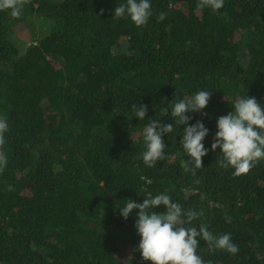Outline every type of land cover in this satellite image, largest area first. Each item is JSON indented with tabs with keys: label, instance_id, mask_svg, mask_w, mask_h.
I'll return each instance as SVG.
<instances>
[{
	"label": "trees",
	"instance_id": "1",
	"mask_svg": "<svg viewBox=\"0 0 264 264\" xmlns=\"http://www.w3.org/2000/svg\"><path fill=\"white\" fill-rule=\"evenodd\" d=\"M121 2L22 0L19 17L0 10V115L9 124L0 264H152L118 206L160 191L201 211L197 224L232 234L235 254L197 238L206 264H264V160L237 176L210 151L193 175L181 166L178 127L164 136V159L142 160V129L171 122L160 109L172 99L211 91L203 114H192L211 130L206 147L235 99L264 102V0H224L218 10L152 0L142 26L112 17ZM133 103L148 105L144 120L132 117Z\"/></svg>",
	"mask_w": 264,
	"mask_h": 264
},
{
	"label": "clouds",
	"instance_id": "2",
	"mask_svg": "<svg viewBox=\"0 0 264 264\" xmlns=\"http://www.w3.org/2000/svg\"><path fill=\"white\" fill-rule=\"evenodd\" d=\"M223 4L224 0H199L197 6L218 10ZM5 9L10 10L12 17L21 16L22 0H0V10ZM152 15V0H122L112 12L113 18L130 20L136 26L145 25ZM164 18L165 13L161 12L159 19ZM210 98L211 91L199 89L190 96L172 99L161 107V116L169 117L171 122L148 120L142 129V160L146 166L153 167L166 157L164 136L177 127L181 133L179 144L182 153L187 156L181 160V166L193 175L202 167V157L210 151L217 153L218 150V164L225 169L231 167L232 174L237 176L248 173L254 164L264 160V102L248 95L235 99L231 111L216 117L215 132L212 133L210 147H206L204 140L211 130L192 114H203ZM131 109L132 117L139 121L146 118L148 105L133 103ZM8 128V120L0 115V144L4 143V133ZM6 163L5 154L0 152V168ZM157 206H162L163 210L156 211ZM118 207L122 218L134 217V227L139 236L135 250L140 252L143 260L152 264H206L197 251V238L213 250L223 249L232 254L239 250L230 232L217 235L206 224H197L203 213L194 208H183L167 191L150 194L142 202L130 197Z\"/></svg>",
	"mask_w": 264,
	"mask_h": 264
},
{
	"label": "rangeland",
	"instance_id": "3",
	"mask_svg": "<svg viewBox=\"0 0 264 264\" xmlns=\"http://www.w3.org/2000/svg\"><path fill=\"white\" fill-rule=\"evenodd\" d=\"M21 37H24V38H28V33H23L22 35H20Z\"/></svg>",
	"mask_w": 264,
	"mask_h": 264
}]
</instances>
